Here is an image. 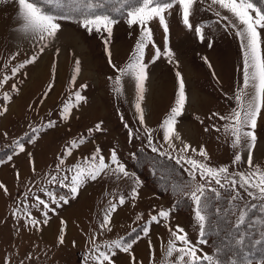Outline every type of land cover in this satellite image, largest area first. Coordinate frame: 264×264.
Wrapping results in <instances>:
<instances>
[{
	"label": "rangeland",
	"instance_id": "1",
	"mask_svg": "<svg viewBox=\"0 0 264 264\" xmlns=\"http://www.w3.org/2000/svg\"><path fill=\"white\" fill-rule=\"evenodd\" d=\"M138 6L140 0L121 10V16L110 15L117 22L105 45L106 32L89 33L81 26L82 18L54 13L49 14L56 17L61 29L55 37L42 41L22 29L15 0H0V151L4 149L0 152V184L7 189L5 192L0 188V264H85L86 259L87 264H98L91 257L99 252L109 255L114 264H133V256L135 264H173L176 254L167 256L172 239L169 228L175 230L177 225L194 246L212 255L209 240L201 235L190 187L203 185L204 193L220 188L229 194L230 200L249 197L239 185V173L250 171L248 147L242 138L240 145L233 148L234 137L224 130L232 121L219 118L227 117L236 107L234 96L243 87L246 41L236 35L238 29L232 26L235 18L212 5L211 0H196L189 17L193 28L183 23L178 4L165 10L167 34L158 18L148 22L152 38L145 43L142 58L147 79L144 99L140 101L144 112L141 124L135 107L138 98L135 78L118 72L131 62L141 39V26H130L127 22V13ZM252 14L255 16L254 11ZM195 27L203 29V40ZM258 30L264 56V29ZM166 47L173 53L171 62L163 55ZM156 48L162 54L153 62ZM33 56L37 57L34 62L25 63ZM77 60L79 73H75ZM21 64L24 66L13 74L12 69ZM177 71L185 83L186 102L175 124L180 139L173 138L170 145L160 125L175 104ZM117 75L121 76L119 93L114 90L118 87ZM247 91L253 92L251 85ZM76 93L83 99L77 101ZM66 103L71 110L64 118ZM246 130L254 132L257 138L252 149L253 164L264 169V107L257 118V127ZM81 137L83 143L71 147L72 141L79 142ZM184 144L197 151L191 148L182 151ZM201 147L208 159L199 155ZM68 148L71 155L66 154ZM97 149L98 156L104 157L109 167L96 180H87L78 195L72 196L74 166L87 167L91 161L86 158H91ZM113 150L128 176L113 171L117 167L111 159ZM235 154H240L242 160L233 163ZM134 155L140 158L134 162L137 167L150 163L162 173L167 170L165 180L150 181L149 167L144 168V177L134 172L128 162ZM189 158L213 168L226 167L228 172L221 174L220 184H216L214 178L201 177L199 172L193 175ZM177 164L189 176L190 183L180 192H170L173 185L169 179L176 176L172 174ZM232 180L237 184L232 185ZM158 188H164L165 193ZM183 192V197L192 202L187 210L175 206ZM61 197L68 203H63ZM121 197L123 204L119 203ZM39 200L48 206L44 207ZM113 204L116 210L110 213L107 227L102 228ZM160 210L169 211L167 220L158 216ZM153 215H157L159 222L151 220ZM33 218L39 221L38 225L30 223ZM45 219L47 224L43 222ZM44 229L47 234L42 235L46 233ZM60 235L64 236L62 244ZM117 240L131 243L130 251L110 247ZM176 244L182 246L179 241ZM261 260H252V264H261Z\"/></svg>",
	"mask_w": 264,
	"mask_h": 264
},
{
	"label": "snow or ice",
	"instance_id": "2",
	"mask_svg": "<svg viewBox=\"0 0 264 264\" xmlns=\"http://www.w3.org/2000/svg\"><path fill=\"white\" fill-rule=\"evenodd\" d=\"M18 6V20L21 24L22 29L25 32H31L35 34L40 40L51 39L56 36L57 32L61 29V25L56 22V17L47 13L40 5L37 4L36 0H15ZM122 2L126 3V0H122ZM80 3L83 5V11L81 13V26L84 27L89 33L95 31L96 33L106 32L107 38L104 39L105 45L109 43V40L112 36V26L117 22L113 17L108 14L98 13L95 11L97 7H99L98 0H80ZM141 6L135 7L130 10L127 15L129 17L128 24L139 25L141 26V39L137 41L135 46L134 54L131 57V62L125 67L118 69L120 73H128L131 76H134L136 88L138 90V98L137 103L135 105L137 112L139 113V121L141 124L144 123V112L141 108L140 101L144 99V81L147 79L146 74V65L142 63V58L144 54L145 43L151 41L152 32L151 29L147 27L149 21L154 18L159 19L160 25L163 27L164 32L167 34L168 25L165 20V10L171 9L174 4H178L182 9V18L183 23L189 27L193 28V25L189 22V17L191 14V9L196 3V0H140ZM212 5H217L220 8L226 10L231 13V16L235 18V21L232 23V26L237 28L236 35L240 36L245 43V60H244V72H243V87L240 91H238L235 96L236 107L232 109L231 113L225 117L220 116L221 120H230L231 124H227L224 127L225 133L230 134L234 137L232 141L233 148H236L240 145L241 140L243 138L244 143L248 147L247 154V164L250 171L245 173H239V185L247 191L249 197L253 200L259 199L264 202V169H261L259 165L253 164V155L252 149L256 143V136L254 132L246 129H255L257 127V118L261 113V108L264 107V56L261 53V31L258 29H264V9L256 7L251 0H211ZM255 12V16H253L252 12ZM217 16H220V12L216 13ZM64 19H68L69 17H63ZM224 19L228 20L230 17L224 16ZM195 32L200 35L201 40L204 39L203 29L201 27H195ZM44 48H40V52H43ZM58 51V50H57ZM107 51V47H106ZM161 51L159 48H156L155 55L153 58V62L156 59H159L161 56ZM109 55V63L111 64V53ZM163 55L169 58V62H171V57L173 53L167 47L163 52ZM37 59L36 56H33L30 60H26L25 63H32ZM207 63V58H204ZM75 73H79V61L75 62ZM24 65L21 64L18 68H13L12 72L15 74L16 71H19V68H22ZM115 68V65H112ZM208 67L211 68V64H208ZM176 77L178 80V90L176 95V100L174 106L171 108L170 113L166 116V118L161 123L160 127L164 131V139L169 141L171 145V141L173 138L180 139L179 134L175 131V124L177 117L182 115L184 110V105L186 102V94H185V83L183 77L180 72H176ZM7 79V78H5ZM111 79V78H110ZM74 82L75 75L72 77ZM115 82L118 87L114 90L116 92H120V83L121 76L117 75L115 77ZM251 85L253 92H248L247 89ZM15 87V86H13ZM51 88V85H49ZM83 87V86H82ZM76 100L79 101L83 99L76 93ZM9 97L5 94V99ZM7 109H4L6 111ZM71 110V105L66 103L63 108L62 115L64 118H67L68 113ZM218 115V114H214ZM50 126H52V122H49ZM127 127V125H126ZM96 130H100V125H96ZM91 131V129L89 130ZM131 135V130L130 133ZM83 137H81L80 141H72L71 147H77L78 143H83ZM149 141H151V135L149 134ZM21 150L23 146L21 145ZM191 148L190 145L184 144L182 151H186ZM156 151L157 149H153ZM191 151L196 152L197 149L191 148ZM66 154L71 155V148L66 149ZM99 149L93 152L90 159L91 163L87 165V167H82L81 165H75V174L71 178L70 184V192L72 196L78 195L80 187L87 182V180H96L97 177L102 174L106 168L109 166L105 163L104 157L98 156ZM199 155L208 159V154L206 150L201 147L199 149ZM98 158V160H97ZM112 163L116 164L117 167L113 171L122 173L125 176H128L129 173L125 170L123 164H120L116 159V153L113 150L111 154ZM242 160V156L240 154L234 155L233 163L239 162ZM191 165V169L193 170V175L196 172H199L201 177H210L215 179L216 184H220L219 177L221 174L227 173L228 169L226 167L213 168L208 164L198 161L196 159L189 158L187 161ZM63 163V160H61ZM59 167V165L57 166ZM56 178L53 177V180ZM67 179V177L65 178ZM63 183V181H61ZM232 185L237 184L236 180H232L230 182ZM0 188H4L2 184H0ZM5 192L7 191L4 188ZM191 199L196 204V212L195 216L200 225L201 235H203L204 222L206 220V215L202 214L205 209H207L208 204L206 200H202L204 197V189L203 185L195 184L190 187L189 191ZM52 194L49 193V196ZM135 190H133V196H135ZM39 199V198H37ZM63 203H68V200L64 197L60 198ZM235 199V197H234ZM39 203L44 207L48 205L45 204L43 200H39ZM120 204L124 203V198L121 197L119 200ZM248 207H256L253 203L251 205L245 206L242 210L239 211L238 215V224H244L245 218L248 215L247 208ZM116 210V205H111V208L108 214L104 217V223L101 225L102 228H106L107 224L110 222V213ZM52 211H55L53 208ZM45 217L47 213H44ZM169 211L160 210L158 212V216L167 220L169 218ZM152 221H158L157 215H153L151 217ZM45 224L48 223V220L45 219L43 221ZM30 223L32 225H38L39 221L36 219H31ZM64 221H61V224L64 225ZM264 223V221H262ZM171 232L172 239L169 241V245L167 248V256L172 257L173 254H176V259L173 264H223L220 260L219 256H213L210 254H205L202 252V249L194 246L188 239L187 234L184 232L183 228H180L178 225L175 230L169 228ZM61 232H63V227L61 228ZM145 234H147L148 229H144ZM59 243L64 242V236H59ZM245 237L244 235H239V238L234 242L238 246L244 245ZM179 241L182 246H177L176 242ZM206 241H201L204 243ZM256 243H260L257 241ZM117 249L122 248L125 253H128L132 247L131 243H122L121 240L113 241L112 245ZM221 250L217 249L219 253ZM92 260L97 261L98 264H104L105 261L108 264H114L112 258L105 254L104 252H99V255L91 257ZM133 264H135V257H132ZM87 264V259L85 261ZM230 264H237L235 260H231ZM243 264H252V261L245 257ZM261 264H264V259L261 260Z\"/></svg>",
	"mask_w": 264,
	"mask_h": 264
},
{
	"label": "trees",
	"instance_id": "3",
	"mask_svg": "<svg viewBox=\"0 0 264 264\" xmlns=\"http://www.w3.org/2000/svg\"><path fill=\"white\" fill-rule=\"evenodd\" d=\"M252 1L261 9H264V6L261 5L264 0ZM36 2L47 13L82 18L81 13L84 9L80 0H36ZM137 2L138 0H126V3L122 0H98L100 6L95 11L119 17L122 15L121 10L128 9ZM0 152L3 153L4 149ZM137 157L134 155L132 160L128 161L134 172L144 177V168L149 167L152 172L149 177L150 181L155 183L165 180L164 175H166L167 170L162 173L155 165L150 163H143L137 167L134 163L140 159ZM173 172L172 175L176 176L169 179V183L173 185L170 187V192H180L187 184L189 185L190 178L179 164L176 165ZM159 192L165 193V189H159ZM183 195L184 192L179 196L177 203L175 202V206L182 210L190 209L191 199L189 197L184 198ZM202 200H206L208 204L207 210H205L206 220L202 237L209 240L213 256L218 255L223 264H230L231 260H235L237 264H243L245 257L251 261L264 259V223H262L264 221V202L260 200L254 202L250 197L230 200L229 194L220 188L206 190ZM253 203L256 207L247 208L248 215L245 218V223L238 224L239 211ZM239 235L245 237L243 246H238L234 242L239 238ZM257 241H260V243H256ZM217 249L221 251L218 253ZM204 264H207V262H204Z\"/></svg>",
	"mask_w": 264,
	"mask_h": 264
},
{
	"label": "crops",
	"instance_id": "4",
	"mask_svg": "<svg viewBox=\"0 0 264 264\" xmlns=\"http://www.w3.org/2000/svg\"><path fill=\"white\" fill-rule=\"evenodd\" d=\"M131 170V169H130ZM141 178H143L142 176H141ZM143 183H144V181H142ZM141 182V183H142ZM146 184V183H145ZM37 228H38V226H37ZM38 230H40V229H38ZM45 230V229H44ZM40 232V231H39ZM45 232H46V230H45ZM42 234V233H41ZM46 234H47V232H46ZM42 235H45V234H42Z\"/></svg>",
	"mask_w": 264,
	"mask_h": 264
},
{
	"label": "bare ground",
	"instance_id": "5",
	"mask_svg": "<svg viewBox=\"0 0 264 264\" xmlns=\"http://www.w3.org/2000/svg\"><path fill=\"white\" fill-rule=\"evenodd\" d=\"M44 234H46V233H44Z\"/></svg>",
	"mask_w": 264,
	"mask_h": 264
}]
</instances>
